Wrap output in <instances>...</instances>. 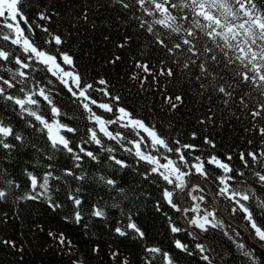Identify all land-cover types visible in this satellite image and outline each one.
<instances>
[{"label":"snow or ice","instance_id":"1","mask_svg":"<svg viewBox=\"0 0 264 264\" xmlns=\"http://www.w3.org/2000/svg\"><path fill=\"white\" fill-rule=\"evenodd\" d=\"M109 3L114 11L136 21L135 26L150 38L148 45L162 50V58L156 61L158 71L149 62L134 63L139 71L130 78L139 82L141 90L162 86L160 77L169 82L180 79L178 68L198 89L201 99L210 101L207 115L199 123L214 122L217 101L227 111L236 106L244 114L237 119L248 118L245 131L258 138L256 146L236 157L231 152L204 155L199 145L162 133L147 117L122 106V96L113 93L107 80L90 81L77 69L74 57L64 48L62 34L45 26L52 13H37L36 19L45 23H36L25 14L24 0H0V104L19 118L15 123L0 118V205L10 200L21 208L26 203L46 205L61 217L63 225L79 229L89 238L86 242L92 244V255L101 252L89 230L90 222L97 220L120 243L128 239L139 246L140 264H179L184 256L197 264H264V9L255 0ZM81 16L87 21V12ZM130 40L125 36L117 47H126ZM120 60L116 55L109 63ZM225 72L231 74L232 82L225 80ZM246 88L262 99L249 104L254 98ZM158 95L167 111L184 103L180 93L161 88ZM20 122L24 128L19 127ZM34 133L44 140L43 146L30 139ZM191 138H197L195 132ZM246 143L253 145V139ZM89 145H95L96 151ZM203 145L217 147L208 136ZM25 147L41 154L46 163L41 170L33 165L16 174L10 171L14 165L5 162L18 157ZM121 151L143 168L138 173L142 179L159 188L155 210L167 221V249L148 243L133 213L121 207L131 198L128 192L112 175L104 174L105 162L116 171L133 167L116 154ZM64 154L73 164L58 168L57 156ZM85 158L100 165L96 175L75 171ZM234 159L239 160L238 167L232 163ZM89 181L111 193L112 202L89 203L83 195ZM112 209L120 210L114 225L109 224ZM233 219L242 224L234 225ZM35 227L46 233L58 253L73 257L71 264H83L75 257L77 241L63 228L46 229L39 223ZM217 233L226 240L222 249L216 243ZM0 246L24 251L22 242L14 239H0ZM109 251L113 264H132L119 246H109Z\"/></svg>","mask_w":264,"mask_h":264},{"label":"trees","instance_id":"2","mask_svg":"<svg viewBox=\"0 0 264 264\" xmlns=\"http://www.w3.org/2000/svg\"><path fill=\"white\" fill-rule=\"evenodd\" d=\"M255 2L258 8L264 9V0H255ZM113 8L109 0H24V12L30 21L45 23L38 21L36 14L41 11L52 13L51 22L46 23L45 26L62 34L65 39L64 48L74 57L77 69L82 74L90 81L100 78L107 80L113 93L122 96V106L133 110L141 117H147L148 122L157 124L162 133L173 138L178 137L185 143L199 145L204 150V155L214 152L218 156H224L231 152L236 157L240 151L246 152L256 146L258 138L245 131L249 127L248 118L237 119L244 114L236 106H233L231 111H227L217 101V105L214 106V122L200 124L199 120L207 115V105L210 101L201 99L198 89L194 84L189 83V78L184 77L178 68L177 73L180 79L169 82L164 77H160L163 81L162 86L149 85L147 90H141L139 82L130 78L133 73L139 71L133 68L134 63L136 60L149 62L153 65V71H158L156 61L162 58V50L153 49L148 45L150 38H146L147 34L135 26L136 21L133 18L130 16L126 18ZM82 12H87V21L82 18ZM4 31L7 30L4 29ZM37 34L43 35L38 29ZM125 36L131 37V40L126 47L118 48L117 44L121 43ZM173 39L177 38L173 37ZM200 43L202 46L203 38ZM116 55H120L121 60L115 64L109 63V60ZM180 59L182 61L183 57ZM222 74L225 80L232 82L230 73ZM56 87L58 88L59 85ZM161 88L173 94H182L184 103L175 111H167L160 103L158 93ZM245 90L254 98L249 99V104L262 99L257 92L249 88ZM61 99L67 101V97H61ZM0 118L6 121L12 120L14 123L19 120L12 113L11 108L4 107L2 104H0ZM77 122L84 123L83 120ZM19 127L24 128L22 122ZM193 132L196 133L195 140L191 138ZM205 136L215 141L217 145L215 149L203 145ZM30 139L38 145H44V140L38 134L34 133ZM248 139H253V145L246 143ZM89 148L96 151L95 145H89ZM116 154L133 165L128 169L116 171L108 168L105 162L104 174L112 175L117 179L118 184L131 197L124 200L121 207L125 212L133 213L138 226L146 232L149 244L167 249L169 245L167 221L161 212L155 210V203L160 195L159 188L150 181L142 179L138 173L143 168L135 166L133 158L127 153L121 151ZM104 155L101 154V159ZM40 156L41 154L30 147H25L21 149L18 157L5 163L14 165L10 171L16 174H19L23 168H31L33 165L41 170L46 161L40 159ZM55 163L58 168L71 167L73 161L64 154L58 155ZM232 163L238 167L240 162L234 159ZM98 170L100 165L89 162L87 158L81 169H75L77 173L85 171L89 175H96ZM69 181L71 182V178ZM83 195L89 203L99 201L102 204L105 202L110 204L112 202L109 199L111 193L107 192L102 185L91 181L85 183ZM220 207L223 210L222 203ZM110 217L109 224L114 225L116 219L120 218V210L112 209ZM224 218L230 219L226 215ZM3 220L6 222H0V239H14L22 242L24 251L19 253L11 248L0 246V264H71L73 257L58 253L47 241L46 233L36 229L35 226L38 223L44 225L46 229L63 228L73 240L77 241L79 247L75 257H78L83 264H113V261L109 259L111 254L109 246L112 248L119 246L120 251L129 257L132 264H140L139 258L142 251L139 246L134 241L123 238H121L123 242L120 243L110 234L109 228L104 227L103 221L90 222L91 240L101 245V252L98 255H92L90 252L92 244L86 242L89 238L81 235L79 229L63 225L61 217L48 210L46 205L26 203L21 208L10 200L6 205H0V221ZM232 222L234 225L242 224L235 219ZM216 243L222 249L226 240L221 239L220 234L217 233ZM86 256L90 258L86 260ZM179 264H197V261L184 256Z\"/></svg>","mask_w":264,"mask_h":264}]
</instances>
